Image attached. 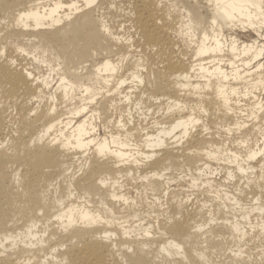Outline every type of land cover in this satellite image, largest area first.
I'll list each match as a JSON object with an SVG mask.
<instances>
[{
	"label": "bare ground",
	"instance_id": "obj_1",
	"mask_svg": "<svg viewBox=\"0 0 264 264\" xmlns=\"http://www.w3.org/2000/svg\"><path fill=\"white\" fill-rule=\"evenodd\" d=\"M0 264H264V0H0Z\"/></svg>",
	"mask_w": 264,
	"mask_h": 264
},
{
	"label": "rangeland",
	"instance_id": "obj_2",
	"mask_svg": "<svg viewBox=\"0 0 264 264\" xmlns=\"http://www.w3.org/2000/svg\"><path fill=\"white\" fill-rule=\"evenodd\" d=\"M130 11V8L127 4H124L123 2H120V4H118V7H115V8H112L110 10H107L106 9V12H105V17L107 18V20L109 21V23L112 25L113 27V30L116 31L117 33H120V35H124V36H133L134 39H135V43H134V47L132 49H135L134 51H131L130 54L131 56H135L137 58L139 57H142L144 59H146V62L148 63V66L151 67V68H154L157 66V64L155 63V60H154V56H152V53L154 52L153 49L151 47H147L143 41L141 40H138L137 39V36L134 34V29L131 25V20L129 19L128 17V12ZM257 36H255V34H252L251 36H243V40L245 41H250L251 39H254L256 38ZM16 40V42L20 43L21 45H24L25 47H28L30 51H33L29 54H33V56L29 55V54H25V57L27 58V61L31 64V65H34L33 67H35L36 69L38 70H41V74H44V75H48L50 73V66L49 64L47 63V65L49 66V68L47 66H43V65H39L37 61L33 60L35 59V56L34 54L38 57V55H44L45 58L48 60V62L51 63L52 65V68H55L58 66V62H56V58L54 56V54L52 53L51 50L49 51H46L44 53H40V54H37L38 52L34 51L33 49V43L37 41L36 38H34V40H30L29 36H21V35H18V36H15L14 37ZM32 39V38H31ZM172 39L174 40V42L176 43L175 46L177 48V50L180 52H185L188 54V57L190 59V56L192 55V48L191 47H187V44H184L183 41H181V39L179 38V36L174 33L172 34ZM29 55V56H27ZM57 69V68H56ZM55 80H54V79ZM57 72H55L54 74H52V79H53V84L56 83L57 81ZM53 89H50L48 92H52ZM263 96V95H262ZM78 97H81V94H78L77 98ZM167 102V101H166ZM47 103H45L44 105H46ZM162 112L158 113L161 114ZM158 115H155L158 117ZM160 116V115H159ZM152 120V119H151ZM101 126V133L103 134L104 133V130H103V121L102 123L100 124ZM110 128H111V125H110ZM215 165H217L216 163H214ZM214 167H217V166H214ZM183 173L185 174V171L183 170ZM181 173V171H175V172H172L171 174L173 176H175L176 178V181L172 184V188H175L177 191L181 190V188H184V189H188L189 186H188V183H187V180L189 178V176H187V178H180L179 176H183L184 174ZM181 174V175H179ZM223 175V176H222ZM221 179L224 178V174H221ZM218 176V177H220ZM179 177V178H178ZM187 179V180H185ZM232 187H233V184L232 183H228V186L227 188L229 190H232ZM191 190V189H190ZM184 192V191H183ZM197 191H189L188 194L190 195V198L193 199V200H197V197L198 196V199H201L202 197H204L203 195L199 196V194L197 195L196 194ZM130 195L132 197H140V194L139 192H135V189L134 190H131L130 191ZM196 195V196H195ZM144 197H149L148 198V201L151 202L153 197L149 194H146V195H143ZM201 197V198H199ZM245 201V200H244ZM247 202V201H245Z\"/></svg>",
	"mask_w": 264,
	"mask_h": 264
}]
</instances>
